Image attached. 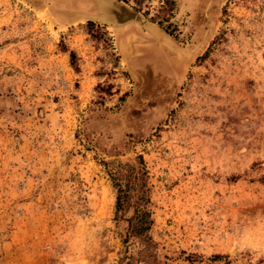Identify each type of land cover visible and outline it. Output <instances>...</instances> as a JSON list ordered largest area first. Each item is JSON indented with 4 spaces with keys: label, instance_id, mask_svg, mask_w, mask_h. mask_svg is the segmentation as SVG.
Here are the masks:
<instances>
[{
    "label": "rangeland",
    "instance_id": "1",
    "mask_svg": "<svg viewBox=\"0 0 264 264\" xmlns=\"http://www.w3.org/2000/svg\"><path fill=\"white\" fill-rule=\"evenodd\" d=\"M109 1L0 0V264H264V0Z\"/></svg>",
    "mask_w": 264,
    "mask_h": 264
},
{
    "label": "trees",
    "instance_id": "2",
    "mask_svg": "<svg viewBox=\"0 0 264 264\" xmlns=\"http://www.w3.org/2000/svg\"><path fill=\"white\" fill-rule=\"evenodd\" d=\"M91 24V23H87ZM72 57V53H70ZM71 59V64H72ZM138 168L133 171V167L119 165L118 168L110 173V179L115 188L114 209L115 213L124 211L126 208H132V214L125 219L127 222L126 238L135 237L140 246L137 254L144 261L147 258L153 243L147 235V231L152 223L150 213L145 208L146 200V183L145 170L140 156L137 157ZM135 199L132 201V199Z\"/></svg>",
    "mask_w": 264,
    "mask_h": 264
},
{
    "label": "bare ground",
    "instance_id": "3",
    "mask_svg": "<svg viewBox=\"0 0 264 264\" xmlns=\"http://www.w3.org/2000/svg\"><path fill=\"white\" fill-rule=\"evenodd\" d=\"M102 1H104L103 3H101L100 4V7L98 8V3L99 2H102ZM96 7H97V9H99L100 10V12H101V20H103V21H106V22H109V21H113V20H116L118 17H120V16H123L124 15V12H123V10L121 9H119L115 4H113V3H111V2H106V0H97V2H96ZM91 18V17H90ZM94 18V17H93ZM96 20V19H95ZM109 24V23H108ZM111 25V24H110ZM112 27L114 28V29H116V28H118V27H114L113 25H112ZM126 38H127V36H126ZM164 42H165V40H164ZM125 47V46H124ZM127 47V46H126ZM123 51V50H122ZM127 52V51H126ZM126 53H124V55H125Z\"/></svg>",
    "mask_w": 264,
    "mask_h": 264
},
{
    "label": "water",
    "instance_id": "4",
    "mask_svg": "<svg viewBox=\"0 0 264 264\" xmlns=\"http://www.w3.org/2000/svg\"><path fill=\"white\" fill-rule=\"evenodd\" d=\"M108 2H111L113 4H115L120 10L122 9L124 12L123 16L118 17L116 20L113 21H103L99 18H97L100 21H103L105 23H109L111 25H120L121 23L125 22V21H137L138 23H140L141 25H145V20L143 17H141L137 12H135L134 10H132L131 8L124 6L123 4L119 3V2H114V1H109L106 0ZM98 10V9H97ZM99 11V10H98ZM101 14V13H100Z\"/></svg>",
    "mask_w": 264,
    "mask_h": 264
}]
</instances>
